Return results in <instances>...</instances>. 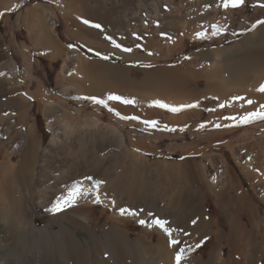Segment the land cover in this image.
<instances>
[{
  "label": "rangeland",
  "instance_id": "rangeland-1",
  "mask_svg": "<svg viewBox=\"0 0 264 264\" xmlns=\"http://www.w3.org/2000/svg\"><path fill=\"white\" fill-rule=\"evenodd\" d=\"M221 5L222 0H0V119L6 120L4 130L0 126V167L38 175L40 169L21 166L23 152L32 143L42 158L55 137L59 143L50 157L78 183L70 194L91 201L82 204L87 218L82 226L77 205L58 203L59 211L58 204L37 207L40 193L28 200L18 181L12 188L29 201L24 212L36 229L1 230L13 244L4 253L11 263L111 264L101 239L124 224L116 213L127 207L118 200L134 195L148 219L179 221L175 233L180 244L174 247L176 254L177 248L184 250L185 264H264V119L239 123L264 106V92L258 90L264 75L247 84L252 91L219 88L222 81L235 82L221 73L246 50L241 43L264 28V0L229 7L227 18ZM12 64L18 66L15 73ZM95 75L108 80L95 81ZM212 80L215 89L207 93ZM238 94L258 98L260 105L252 103V111L233 115L219 99H238ZM91 98L105 100L107 107ZM157 102L181 110L172 112ZM232 116L236 119L229 126L226 120ZM145 121L158 123L153 128ZM16 145L20 152L15 153ZM256 169L261 181L252 178ZM220 174L239 188L227 189L230 205L217 198ZM83 175L100 180L82 186ZM100 192L116 202L114 209L94 201ZM237 193L245 194L258 212L256 224L237 215L254 234L252 240L236 234L242 239L237 241L231 219L220 211L236 204ZM126 226L133 242L161 243L155 229L146 231L134 220ZM145 257L138 258L149 264L151 257Z\"/></svg>",
  "mask_w": 264,
  "mask_h": 264
},
{
  "label": "bare ground",
  "instance_id": "bare-ground-1",
  "mask_svg": "<svg viewBox=\"0 0 264 264\" xmlns=\"http://www.w3.org/2000/svg\"><path fill=\"white\" fill-rule=\"evenodd\" d=\"M23 1H25V0H23ZM229 10L230 9L224 10V13L226 16L225 18L228 17ZM255 42H258V44H259L258 48L254 46ZM241 48H246V50L243 51V54L236 57V59L233 60L234 62L232 63V65L228 66L229 67L228 69L222 70L221 74L224 75L225 73H227L226 77H228V79L230 78L229 80L235 81L233 84L228 83V82L225 83V81L224 82L222 81L219 88L224 90V91H227V92L230 91L231 92V91L236 90L235 92H240V91H243L244 89H246V91H249V90L252 91L251 90L252 87L248 86L247 84L252 82V81H254V82L258 81V79L264 75V28L258 30L254 35L245 39L241 43ZM17 68H18L17 64L11 65V70L14 73L17 71ZM26 73H28L27 70H26ZM27 75L31 76L30 73ZM198 76L199 75H196V77H198ZM208 77H210V74L208 75ZM210 78L215 79L214 76H211ZM93 80L99 81V82H105L108 79L105 76L95 75V76H93ZM213 81H215V80L210 81L209 86L207 88V93H209L213 89H215L214 84L212 83ZM176 85L178 86V88L182 86L179 84H176ZM185 89L187 90V88H185ZM191 92L197 96L201 95V92H199L198 90H195V89L192 90ZM238 96H239V94H238ZM241 97H243V96H241ZM241 97L239 96L238 99H235V98L223 99V98H221L219 100H221V102L227 108H229L232 111L233 115L235 113L237 115V112H239L241 110L252 111L251 108L255 109V108H253V107H255L254 105H257L256 108H258V104L260 105V103H256L258 101L257 100L258 98H256L257 96L255 97L256 98L255 99L256 101L254 100L255 102L252 100L253 98L249 99V98H241ZM136 100H139V99H136ZM248 101H252V103H254L253 107L251 106L252 103L249 104ZM168 106H171V104H169ZM172 106H174V105H172ZM261 106H262V103L259 106L260 112L264 111V108L262 109ZM241 112H243V111H241ZM257 112H259V111H257ZM220 113H222V112H220ZM251 115L246 116V117H251L248 120V122L254 121L255 119L257 120V117H252ZM232 117H231V119H228V121L226 120V122L229 124V126H230V124H232L229 122L230 121L233 122V120H234V119L232 120ZM4 119H0V126L1 127L5 125V124H3V122L6 121ZM227 123L224 122L225 125ZM239 123L240 124L245 123L244 119H242ZM12 124H13V121H12V123L11 122L9 123L8 129H6V131H5L6 134H9L11 132L10 130L13 127ZM226 126H228V125H226ZM1 127H0V129H1ZM4 128H5V126L2 129L4 130ZM0 131H2V130H0ZM33 132H32V134L34 135ZM216 132H218V131H216ZM22 135H24V134H22ZM57 135H59L58 132H57ZM262 135H263V133H262ZM26 136H27V134H26ZM23 138H25V137H23ZM23 138L21 137L20 139L23 140ZM58 143L59 142H58L57 138H55V137L52 138L51 141L49 142L47 148H45V149L43 148L42 158H40L41 156L39 157V155L37 154L36 146H31L32 143H30L27 146V148L24 150V152H23V154H24L23 163L21 166L22 167H29L30 166L31 168L33 167L35 169H40L41 172L38 175H28V174H24L22 172H11V170L9 169V167L7 165H5V166L3 165L2 167H0V172L3 175L2 177H0V212H1L0 215L5 221V226H3L2 223L0 222V264H13V263H11V261H9L6 258L5 254H4L8 250L12 251L13 244L10 242L9 238H3L1 236V230L6 229V230L12 232L14 229H17V230L20 229L26 233L29 231V229H32V230L36 229L34 227V225L27 219V217L25 215L26 211L24 212L26 204H27V202L29 203V201H26L27 198L25 195H23L21 193L15 194V192H17V191L14 192V190H13L14 188H12L13 186H15V184H17L18 181L25 188L26 193H29L28 194L29 195L28 200L33 199V195H32L33 192H36L38 194L40 193V195L42 197L39 195L41 197L39 199H42V200L41 201L39 200V202L37 201V203H36L37 207L45 208L49 205H56L58 203H61L64 206H69L71 204H74V205H77L76 207L78 208L76 211L77 216L82 219L81 225L85 223L84 221H87V218L85 217V215H84L85 213L83 210L84 205H82V204H83V202H87L88 200H86V199H88V198L83 197L84 199L83 198L81 199L80 196H76L75 194H73V195L70 194V189L76 187V185L78 184L77 183L75 185L73 182L74 180H76V178L72 177V178L68 179L70 175L67 176L63 173V169H62L61 165L56 167L55 162L53 161L54 158L51 159V157H50V155L53 154V151L55 150V147L57 146ZM16 147H17V145H16ZM17 148L18 149H16L15 153L20 152L19 147H17ZM6 150H9V149H6ZM11 150H10V152L6 151L5 156L8 157V158H6L7 160L8 159L10 160L11 156L13 155L12 151H14V150H12V151ZM219 162L224 165V163L226 161L221 157L219 159ZM43 163H44V165H43ZM214 163L215 162L210 161L209 164L211 165V170L216 171V165ZM218 170H219V168H218ZM56 172L57 173L59 172L60 175L58 174V176H57ZM251 175H252V178L255 179L256 181L262 180V178L259 175V170H257V169ZM85 176L87 177V175H83L82 177H85ZM86 177L83 178V180H82V183H81L82 186H87L89 184H95L96 185V184H98V182H96V179L100 180L97 177H94L91 175L87 178ZM80 179H82V178H80ZM102 182H104V181L102 180ZM106 182H104V183H106ZM215 182H216V186L219 188L217 198L220 200V202H223L225 204L230 205L229 204L230 203L229 202V196H228L229 193L227 194V189L229 188V190L234 189V190L238 191L239 190L238 186L235 184L233 179H230L228 181V179L222 177L221 174L217 176V181H215ZM63 184H67L68 186H65ZM70 195H72V196H70ZM237 198H238V201L236 202V204H231L232 208H229V211H226V212L223 208L220 207L222 204L221 205L218 204L220 207V211H222V213H225L226 217L230 218L232 221V236H234V235L236 236V234H238V235L240 234V237L242 236V238H246V240H247V238H248V240L249 239L252 240L255 237V236H253L254 234L251 232L250 229H248L247 225L242 224L240 222V220L237 218V215H243V216H246L247 218L249 217V220L252 223H254V221H256V223H258L257 222L258 218L256 215V214H258V212L256 213L255 206L253 205V203H251L249 201V199L245 196V194L237 193ZM33 201H34V199H33ZM94 201H96L97 203L103 204L106 207H110L111 209H114V206L116 204L115 201L109 200L107 198V196H105L102 192H100V194H98L96 196V199ZM123 201H125V203ZM89 202H91V201H89ZM89 202H87V203H89ZM118 202H120V203L123 202L124 203L123 205L127 207L126 209L135 212L136 215H129L127 213H126L127 214L126 215V214H124V212H120V213L117 212L116 213V215L119 218H121V217L124 218V224H118L115 227H112L111 229H109V234L107 235V237L106 238L102 237L103 239H101V246L105 249V252L108 253V261L111 264H148L147 261L141 260L138 257L144 256L143 259H145L146 258L145 256H147V257L150 256L151 259L150 258L149 259L151 260V262L149 261V264H176V262H175V255H176L175 247L170 246L169 237L162 230H160L159 228H157L154 225H151V221H149V220L153 219V218L148 219L147 216L144 215L142 213V211L139 210V207H140L139 198L135 197L134 195H127L125 200L122 199L120 201V199H119ZM87 203H85V204H87ZM225 204H224V206H226ZM222 207H223V205H222ZM232 209H235V211H233ZM197 210H198V208H197ZM169 217H172V216L169 215ZM131 220L136 221L138 224H141L140 221L144 220L145 224L144 225L141 224V225L145 228L146 231H149V230L151 231V230L155 229L157 231V233L159 234V238H160L161 243H159L156 246H152V245L149 246L148 244H146L144 242L143 238H139L137 241L133 242L131 240L129 234H128V229L126 226L127 222L128 221L130 222ZM164 220H167L169 222L168 226L173 230V238L178 240V237H177L178 235H177V233H175V231H176L175 229H176V224L179 221L177 222V221H174L173 219L169 220L168 217L164 218ZM77 222H79V221H77ZM256 223H254V224H256ZM257 226H259V224H257ZM260 230H261V228H260ZM17 235H19V234H17ZM235 236H234V238H235ZM224 237L225 236L222 234L218 235L219 239L224 238ZM77 238H79V237H77ZM236 238H237V236H236ZM232 239H233V237H232ZM26 240H28V239H26ZM226 240H228V239H226ZM236 240L241 241L242 239H236ZM82 249H84V248H82ZM193 251L196 252V249ZM12 253H14V252H12ZM191 253L194 254L193 252H191ZM190 263H192V262H190ZM181 264H185L183 262V260H182Z\"/></svg>",
  "mask_w": 264,
  "mask_h": 264
},
{
  "label": "snow or ice",
  "instance_id": "snow-or-ice-1",
  "mask_svg": "<svg viewBox=\"0 0 264 264\" xmlns=\"http://www.w3.org/2000/svg\"><path fill=\"white\" fill-rule=\"evenodd\" d=\"M244 3H245V0H222V5L221 6L223 8H225V9H228L229 7L234 9V8H237L239 6L244 5ZM84 23H88V21H84ZM261 23H264V21H261ZM94 27L99 28L100 25H94ZM113 44L116 47H120V45L116 44L115 41H113ZM124 50L125 51H130V49H124ZM258 90L260 92H264V85H261ZM91 99L93 100L94 103L107 107V102L105 100L97 99V98H91ZM108 100L120 101V102L125 103V104H133V103H135L134 101L125 100V99H123L122 97H119V96H109ZM157 103H158L159 107L168 108L172 112H179L181 110L180 108L169 107L166 104H159V102H157ZM248 103L251 104L252 101H248ZM184 107H198V105H186ZM221 107H223V105H221ZM262 108H264V106H262ZM117 115H119V114L117 113ZM252 117H257V118H260V119H264V111L254 112V113H252ZM250 118L251 117H245L244 118V122L247 123ZM122 119H129V117H122ZM131 119H138V118L137 117H131ZM232 119H235V117H232ZM145 123H150V126L155 128L158 122L145 121ZM201 127H204V125H201ZM216 127L219 128L220 125H216ZM168 130L175 131V129H168ZM61 207L62 206L60 204H58L56 210L57 211L61 210ZM122 212L127 213L129 215H136L135 212L130 211L128 209H124V210H122ZM140 223L142 225H144L145 221L141 220ZM151 225L156 226L157 228L162 230L169 237L170 246H178L180 244L179 240L173 238V230L168 226L169 222L167 220L160 219V218H155V219H153L151 221ZM183 258H184V250L182 248H177V254L175 255L176 264H181Z\"/></svg>",
  "mask_w": 264,
  "mask_h": 264
},
{
  "label": "crops",
  "instance_id": "crops-1",
  "mask_svg": "<svg viewBox=\"0 0 264 264\" xmlns=\"http://www.w3.org/2000/svg\"><path fill=\"white\" fill-rule=\"evenodd\" d=\"M120 16L122 17V13H120Z\"/></svg>",
  "mask_w": 264,
  "mask_h": 264
}]
</instances>
